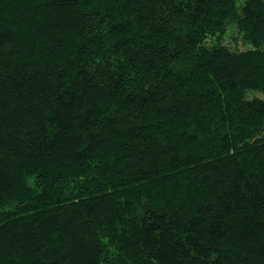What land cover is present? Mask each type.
I'll use <instances>...</instances> for the list:
<instances>
[{
  "label": "trees",
  "instance_id": "1",
  "mask_svg": "<svg viewBox=\"0 0 264 264\" xmlns=\"http://www.w3.org/2000/svg\"><path fill=\"white\" fill-rule=\"evenodd\" d=\"M0 264H264V0H0Z\"/></svg>",
  "mask_w": 264,
  "mask_h": 264
}]
</instances>
